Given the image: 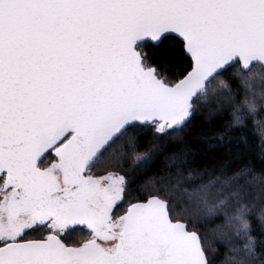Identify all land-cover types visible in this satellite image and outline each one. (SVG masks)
Here are the masks:
<instances>
[{
  "label": "snow or ice",
  "instance_id": "snow-or-ice-1",
  "mask_svg": "<svg viewBox=\"0 0 264 264\" xmlns=\"http://www.w3.org/2000/svg\"><path fill=\"white\" fill-rule=\"evenodd\" d=\"M233 131L264 149V0H0V264H264Z\"/></svg>",
  "mask_w": 264,
  "mask_h": 264
},
{
  "label": "trees",
  "instance_id": "trees-1",
  "mask_svg": "<svg viewBox=\"0 0 264 264\" xmlns=\"http://www.w3.org/2000/svg\"><path fill=\"white\" fill-rule=\"evenodd\" d=\"M208 109H203L201 112L197 114V121L203 122L205 118L208 116ZM231 122L230 119V110L225 108L221 110L219 115H215L213 118V123L210 127H206L205 130L209 131L211 135H218L219 132L224 131L228 128L229 124ZM230 142L232 144H244L247 143L248 149H249V155L254 160L259 161L260 159V152L264 149H261L259 140L256 136H254L251 131L246 132H239V131H233L231 133V136H225V142ZM147 147V145H145ZM143 150V149H142ZM228 155V154H226ZM236 154L233 152L232 154L228 155V159H235ZM80 237L74 236L73 239H79Z\"/></svg>",
  "mask_w": 264,
  "mask_h": 264
}]
</instances>
